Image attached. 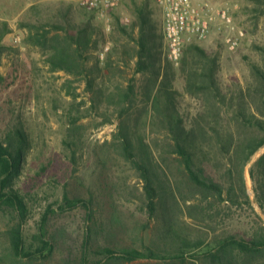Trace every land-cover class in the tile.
<instances>
[{
    "label": "trees",
    "instance_id": "1",
    "mask_svg": "<svg viewBox=\"0 0 264 264\" xmlns=\"http://www.w3.org/2000/svg\"><path fill=\"white\" fill-rule=\"evenodd\" d=\"M133 5L132 30L119 28L135 45L121 57L114 47L102 58L108 41L94 22L95 12L86 10L91 14L81 25L70 22L66 14L64 21L21 24L28 30L26 44L46 56L51 72L71 77L64 84L69 96L76 101L74 84L85 81L92 94L91 108L114 106L119 124L111 141L92 148L102 167L101 210L95 196L72 197L66 191L61 202L46 208L32 239L24 233L27 197L16 188L31 145L29 134L17 124L0 135V213L12 214L6 232L12 257L18 264H264V221L248 237L220 229L224 204L230 208L244 203L254 209L246 170L264 147V68L252 65V83L224 89L221 54L198 44L185 48L177 68L165 55L164 33L158 32L149 1ZM9 33V23L0 22V65ZM260 49L264 52V47ZM117 58L126 66L135 61L134 76L127 85L112 87L113 76L125 73ZM179 76L184 92L177 86ZM5 81L0 74L2 87ZM185 95L202 102L196 114L181 109L180 98ZM83 118L71 115L64 139L76 165L85 140ZM113 153L130 163L142 183L138 200L146 217L134 234L119 216L122 187L111 183L109 173ZM250 176L256 203L264 212V153L251 166ZM76 211L84 215L78 236L59 224ZM193 226L199 235L194 236Z\"/></svg>",
    "mask_w": 264,
    "mask_h": 264
},
{
    "label": "rangeland",
    "instance_id": "2",
    "mask_svg": "<svg viewBox=\"0 0 264 264\" xmlns=\"http://www.w3.org/2000/svg\"><path fill=\"white\" fill-rule=\"evenodd\" d=\"M134 1H149L158 32H163V14L155 0H122L121 6L110 15L111 22L107 23L100 17L94 20L95 24L100 25L108 41L101 54L102 58L114 47L121 57L124 51L135 45L119 28L123 26L132 30L135 20ZM212 1L230 5L235 21L245 31L246 38L236 51L229 50L217 32L195 44L221 54L220 82L224 89L235 90L254 81L252 65L258 64L264 68V52L260 49L264 47V14L261 13L264 10V0ZM32 6H36V9L31 10ZM64 14L73 24L81 25L91 13L79 5V0H0V22L9 23L11 28V33L3 42L7 50L0 65V74L7 79L3 87L0 84V135H5L9 126L18 124L25 128L31 141L22 174L16 183V188L27 197L29 204V214L24 224V233L28 239H32L37 233L46 208L61 202L66 191L72 197L90 199L95 196L97 209L101 210L100 202L105 199L99 178L102 167L98 166L92 148L100 149L118 131L119 119L114 106L104 104L98 110L92 109V94L86 89L85 81L74 84L79 93L75 101L64 88L71 77L65 72H51L46 56L25 42L28 30L22 23L64 21ZM97 53L99 52L96 51L95 55ZM117 61L119 69H124L125 73L118 72L113 76L109 82L112 87L127 85L134 76L135 61L130 66H126L121 58H117ZM137 78L141 85L142 77L138 75ZM177 86L184 92L182 76L177 78ZM201 103L190 95L180 98L181 109L185 113L190 112V115L197 113ZM12 111L14 112L11 113ZM71 115H83L81 123L85 124V140L77 154V165L71 160V151L64 144ZM108 118L110 122H104ZM154 137L156 135H151V138ZM263 153L264 147L253 157L246 170L248 194L255 210L244 203L230 208L229 204H224L228 215H222L221 232L248 237L264 221V212L256 203L255 183L250 176L251 166ZM113 156L114 160L109 164L110 180L122 187L121 196L118 195L119 216L134 234V228L143 224L146 217L139 201L143 191L142 183L129 162L115 153ZM83 218L84 215L76 211L73 215L62 217L59 224L60 227L69 226L73 235L78 236L82 233ZM11 220L12 214L0 213V264L17 263L11 255L10 240L6 234L12 225ZM185 220L195 225L190 219ZM191 230L194 236L200 234L198 227L193 226Z\"/></svg>",
    "mask_w": 264,
    "mask_h": 264
},
{
    "label": "built area",
    "instance_id": "3",
    "mask_svg": "<svg viewBox=\"0 0 264 264\" xmlns=\"http://www.w3.org/2000/svg\"><path fill=\"white\" fill-rule=\"evenodd\" d=\"M163 14V32L167 59L180 65L185 48L206 40L213 32L219 33L226 47L236 51L246 38L245 31L235 21L228 4L212 0H155ZM122 0H79V5L98 17L111 22L112 12ZM110 26V25H109Z\"/></svg>",
    "mask_w": 264,
    "mask_h": 264
},
{
    "label": "crops",
    "instance_id": "4",
    "mask_svg": "<svg viewBox=\"0 0 264 264\" xmlns=\"http://www.w3.org/2000/svg\"><path fill=\"white\" fill-rule=\"evenodd\" d=\"M161 10V9H160Z\"/></svg>",
    "mask_w": 264,
    "mask_h": 264
}]
</instances>
